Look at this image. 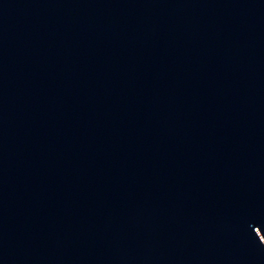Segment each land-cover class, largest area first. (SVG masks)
<instances>
[{
    "label": "water",
    "instance_id": "obj_1",
    "mask_svg": "<svg viewBox=\"0 0 264 264\" xmlns=\"http://www.w3.org/2000/svg\"><path fill=\"white\" fill-rule=\"evenodd\" d=\"M0 264H264V0H0Z\"/></svg>",
    "mask_w": 264,
    "mask_h": 264
}]
</instances>
